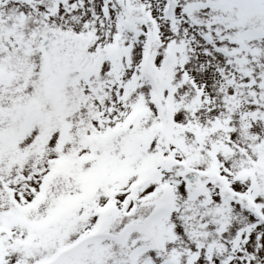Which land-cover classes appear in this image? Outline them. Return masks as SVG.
Returning a JSON list of instances; mask_svg holds the SVG:
<instances>
[{"label": "rangeland", "instance_id": "rangeland-1", "mask_svg": "<svg viewBox=\"0 0 264 264\" xmlns=\"http://www.w3.org/2000/svg\"><path fill=\"white\" fill-rule=\"evenodd\" d=\"M0 264H264V0H0Z\"/></svg>", "mask_w": 264, "mask_h": 264}, {"label": "water", "instance_id": "water-1", "mask_svg": "<svg viewBox=\"0 0 264 264\" xmlns=\"http://www.w3.org/2000/svg\"><path fill=\"white\" fill-rule=\"evenodd\" d=\"M86 40L61 32L46 29L37 38V47L45 55L52 76L58 77L69 67H80L85 60ZM188 169H178V173H188ZM198 179L189 175L187 182L195 185Z\"/></svg>", "mask_w": 264, "mask_h": 264}]
</instances>
